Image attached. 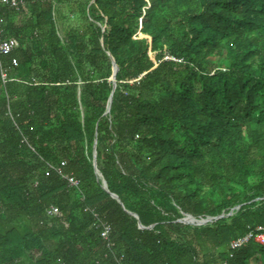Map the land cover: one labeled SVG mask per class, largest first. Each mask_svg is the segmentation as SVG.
<instances>
[{
	"label": "trees",
	"instance_id": "16d2710c",
	"mask_svg": "<svg viewBox=\"0 0 264 264\" xmlns=\"http://www.w3.org/2000/svg\"><path fill=\"white\" fill-rule=\"evenodd\" d=\"M0 16L18 43L0 74V264H264L255 241L230 255L264 225V0H22Z\"/></svg>",
	"mask_w": 264,
	"mask_h": 264
},
{
	"label": "built area",
	"instance_id": "2783aa9c",
	"mask_svg": "<svg viewBox=\"0 0 264 264\" xmlns=\"http://www.w3.org/2000/svg\"><path fill=\"white\" fill-rule=\"evenodd\" d=\"M0 2L5 3L9 7L19 8L22 4V0H0ZM4 22L5 18L3 16H0V74L2 76V80L4 82H7V68L5 67L2 57L8 54H11L17 47V39L13 36H6L5 30H4ZM18 63V59L16 57L12 58V64L16 65ZM9 112L8 114H10ZM12 116V114H10ZM30 147H32L30 145ZM66 161L62 162V165H65ZM51 168L57 170L64 179L68 181V185L70 186H79L81 183V179L78 178L75 175L65 173L61 166H56L54 164L50 163ZM49 173V172H47ZM59 207L56 205H51L47 208V214L50 216H55L59 214ZM96 217L98 218V221L96 222L97 227H100L101 235L104 237V239H109V235L111 233V224L107 221H104L99 218L98 213H95ZM250 241H255L261 245H264V225H259L257 228L248 231L244 235L238 236L237 238L233 239L230 243V248L232 249V252L230 255L232 256L233 252L241 248L242 246L247 245ZM226 260H219L215 262L214 264H226Z\"/></svg>",
	"mask_w": 264,
	"mask_h": 264
},
{
	"label": "water",
	"instance_id": "95a60500",
	"mask_svg": "<svg viewBox=\"0 0 264 264\" xmlns=\"http://www.w3.org/2000/svg\"><path fill=\"white\" fill-rule=\"evenodd\" d=\"M103 29H105V25L103 26ZM108 54L110 55L111 59H112V62H113V73H112V76H111V79L113 80L114 82V88L116 87L117 85V79H116V74L119 70V65L117 64L116 62V59L115 57L111 54L110 51H108ZM112 99H113V93L111 94L110 96V99H109V104H108V110L106 112H108L109 110H111V103H112ZM93 162H94V166H95V170L96 172L100 175V178L102 179V182H103V186L105 188H107V181L106 179L103 177L102 173L99 171L98 169V162H97V142L95 143L94 145V159H93ZM112 196L119 199V196L116 194V193H112ZM120 200V199H119ZM241 207V205H237L235 206L234 208H232V210L228 213V215H231L233 214L234 210L236 209H239ZM130 213L134 214L137 218L139 217V215L135 212H132L130 211ZM225 216L224 213L220 214V215H217V216H208V217H205V218H197L196 216H194L193 214L191 213H185L184 214V217H182L181 219H179L180 221H183L185 223H192V224H207L208 222H211V221H214L215 219H218L220 217H223ZM139 226L141 228H145L146 226L142 224L141 221H139ZM154 224L150 225V226H147L148 228H151L153 227Z\"/></svg>",
	"mask_w": 264,
	"mask_h": 264
}]
</instances>
